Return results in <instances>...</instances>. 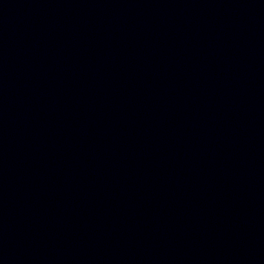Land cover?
Listing matches in <instances>:
<instances>
[{"label": "water", "instance_id": "95a60500", "mask_svg": "<svg viewBox=\"0 0 264 264\" xmlns=\"http://www.w3.org/2000/svg\"><path fill=\"white\" fill-rule=\"evenodd\" d=\"M0 264H264V0H0Z\"/></svg>", "mask_w": 264, "mask_h": 264}]
</instances>
